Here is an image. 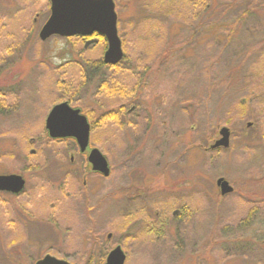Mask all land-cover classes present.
Segmentation results:
<instances>
[{"label": "rangeland", "instance_id": "1", "mask_svg": "<svg viewBox=\"0 0 264 264\" xmlns=\"http://www.w3.org/2000/svg\"><path fill=\"white\" fill-rule=\"evenodd\" d=\"M113 1L124 55L119 65L95 69L91 65L103 59L105 39L88 47L76 37L52 35L42 41L38 32L50 14V0H0V95L12 101L19 86L22 101L30 106L37 99L42 109L28 118V109L19 116L0 106V173L21 172L29 180L40 176L22 164L49 151L29 153V139L43 137L42 117L57 100V95L47 97L46 89L57 83L62 94V88L82 86L84 113L95 122L92 143L111 167L112 176L100 179L97 193H114L110 207L116 219L107 230L123 242L124 264H264V141L257 133V122L263 128L264 119H236L228 111L235 112L230 105L245 93L236 70L241 66L244 72L260 38L242 30L225 44L245 0H208L207 11L192 25L162 8V0ZM253 21L264 25V15ZM130 100L137 111L125 124L106 119ZM223 126L230 131V145L216 153L210 146ZM220 177L232 192L220 194ZM129 193L159 197L168 218L159 239L126 236L141 235L142 222L127 228ZM138 201L131 207L139 208ZM101 208L107 212L108 202ZM178 208L184 209L173 219ZM35 228L38 235L47 227L37 223ZM31 247L25 255L36 248L35 260L45 250ZM3 251L0 241V264ZM24 259L20 264H34Z\"/></svg>", "mask_w": 264, "mask_h": 264}, {"label": "flooded vegetation", "instance_id": "2", "mask_svg": "<svg viewBox=\"0 0 264 264\" xmlns=\"http://www.w3.org/2000/svg\"><path fill=\"white\" fill-rule=\"evenodd\" d=\"M71 37L82 39L84 47L98 43L99 37L105 39L103 35L97 32L88 36ZM94 39H97V41L85 46L87 41ZM102 60L95 62L99 63ZM95 62L91 66L97 69L99 67ZM116 65H119V63ZM56 85L57 83L46 89L50 94L47 97H56L57 95L58 101L56 100V103L42 117V126L39 129L42 132L41 134H44L42 135L43 137L36 135L29 139V144H31L29 153L31 155H40L43 148L49 151L40 159H26V162L22 164V168L31 173L37 171L42 173L39 174L40 176L33 174L32 177L34 178L32 180L27 179V176H24L21 172L0 173V175L19 176L22 180V187L17 192L5 189L0 190V241L4 248L3 255H5L1 264H20L24 256V260L28 261L31 259L34 264L45 256L64 260L70 264H76V261L84 262L85 264H104L110 253L117 246L123 251L126 260L128 253L124 249L123 242H120L121 240L116 241L114 231L107 230L109 226L115 224L116 219L110 207L112 201H114V193L111 191L105 194L108 196L107 198L105 195L98 197L97 188H99V181L100 179H109L112 176L110 174L111 167L105 155L92 143L90 133L95 122L84 113V108L81 104L83 99L82 86L74 90L62 88L63 93L59 94L60 90H57ZM17 87V89L12 91L14 92V100L12 101L9 100L6 103L3 98L4 94L0 95V101H5V103L0 102V106L6 105L5 107L10 109L11 115L18 114L19 116L28 109L29 114L26 115L28 118L33 117H31L32 113L41 112L42 109L37 106L38 100L36 99L35 102L29 101L32 104L28 106L27 101H22V98L19 97L21 89H19V86ZM61 103H65L69 108L77 110L78 115L84 116L88 123V140L83 149L72 136L53 137L50 135L46 126V118L51 109ZM136 106L130 100L122 103L112 111L116 112L117 109L121 117L120 121L126 122V116L137 111ZM92 149H97L105 157L108 167L107 175H103L93 169L89 161ZM154 198L156 199L143 194L133 196L132 193H129L127 195L129 201L125 207L127 228L136 221L142 222H140L141 235L134 234L132 236V233L128 232L126 236H131L134 240L139 239V237L145 240L151 235H155V239L161 237L165 219L168 218L163 216L164 212L161 213L159 197ZM137 200H139L138 202L141 206L139 208L131 207ZM106 201L108 202V211L103 212L104 209L101 208V204ZM181 209L184 208L172 210L173 219H179V215L182 213ZM149 210L154 212V217L148 216ZM100 215L104 217L102 222L100 221ZM37 223L47 228L42 229V233L34 235ZM36 244L44 246L45 250L35 260L36 248L30 252L27 251V256L25 251L26 247L32 246L31 248H34ZM10 251L12 253L8 255ZM26 257L30 259H26Z\"/></svg>", "mask_w": 264, "mask_h": 264}, {"label": "water", "instance_id": "3", "mask_svg": "<svg viewBox=\"0 0 264 264\" xmlns=\"http://www.w3.org/2000/svg\"><path fill=\"white\" fill-rule=\"evenodd\" d=\"M97 32L103 35L107 42V49L103 54V62L114 65L122 60L123 52L121 40L117 31V14L113 0H50V14L41 26L38 37L46 40L52 35L62 37L88 36ZM97 39L87 41L85 46ZM249 125V123H248ZM46 126L50 135L72 136L83 149L88 140L89 126L84 116L78 115L77 110L69 108L65 103L54 106L46 118ZM220 137L214 141L210 149L229 146L230 131L226 126L219 129ZM89 161L93 169L103 175L108 174L107 161L97 150L92 149ZM220 194L232 192L233 188L222 177L216 181ZM22 187V180L15 175H0V190L17 192ZM125 255L117 246L108 256L104 264H124ZM35 264H70L45 256Z\"/></svg>", "mask_w": 264, "mask_h": 264}, {"label": "trees", "instance_id": "4", "mask_svg": "<svg viewBox=\"0 0 264 264\" xmlns=\"http://www.w3.org/2000/svg\"><path fill=\"white\" fill-rule=\"evenodd\" d=\"M244 2L246 5L236 15V22L232 24L226 31L225 44L228 45L229 42L232 41L233 37L239 35L242 30L249 32V35H257L259 33L260 38L257 42H253V46H257L253 48L254 56L252 57V61L248 63L246 69L244 68L245 73L242 72L241 66H239V68H237L236 70V73H238L239 71L238 79L240 81V84H242V89L245 90V93L243 94V99L235 100L230 105L231 108L232 106L236 107L235 112H231L230 110L228 111L230 112V114L236 115V119H245L247 117H251L255 120L256 123L258 119H264V33H260L262 32L264 25L262 22L254 24L255 21H253V19L255 18V16L260 17L264 15V0H245ZM207 4L208 0H162L161 3L162 8L169 11L171 15L180 18L185 17V22L187 21L186 23H188V25H192L194 22L198 21L200 14L207 11ZM247 23L254 25L253 27H246ZM208 26H211V24ZM253 46H249V48H252ZM103 64H106L103 62V60L102 62L96 63L98 67H102ZM254 79H257L256 82H254ZM232 81H234L233 78L229 83L231 84ZM251 81L253 82L251 83ZM104 87L106 89L108 88L106 85ZM119 93L124 92L120 89ZM111 113L113 114L109 115L110 118L108 117L106 119L119 122L121 117L119 116L117 110L116 112L112 111ZM226 118L227 123L233 122V118L231 116H227ZM123 123L125 124V122L120 121V124ZM257 128H259L257 133L259 134L261 141H264V126L263 128H261L257 122ZM257 146L259 147L258 144ZM221 148L222 147H217L216 153L221 151ZM254 209L255 208L253 207L252 210Z\"/></svg>", "mask_w": 264, "mask_h": 264}]
</instances>
